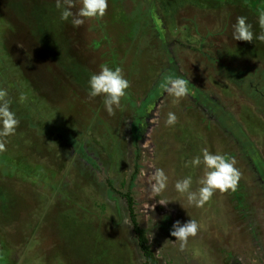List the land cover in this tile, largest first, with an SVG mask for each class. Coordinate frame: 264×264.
I'll list each match as a JSON object with an SVG mask.
<instances>
[{"label":"rangeland","instance_id":"rangeland-1","mask_svg":"<svg viewBox=\"0 0 264 264\" xmlns=\"http://www.w3.org/2000/svg\"><path fill=\"white\" fill-rule=\"evenodd\" d=\"M107 179L160 264H264V0H0V264H145Z\"/></svg>","mask_w":264,"mask_h":264},{"label":"trees","instance_id":"trees-1","mask_svg":"<svg viewBox=\"0 0 264 264\" xmlns=\"http://www.w3.org/2000/svg\"><path fill=\"white\" fill-rule=\"evenodd\" d=\"M38 2H40V1H38ZM28 3L32 7L33 2L31 1ZM38 8H39L38 5H36L35 10H37ZM30 9L32 11L31 16H33V14H34L33 8H30ZM27 13H29L28 16H27ZM27 13L25 14V17H30V12H27ZM134 170L135 171L132 174V180L135 179L137 173H139V171H140V169L137 167V165H135ZM107 183H108L109 187L114 192H116L119 196L124 198L126 201L128 212H129V218H130V221H131V224L133 227L135 237L137 239V243H138L140 252L144 258V263L145 264H160L159 260L155 256L152 245L149 242L147 230L141 225L139 213H138L137 208H136L135 195L133 194V192L131 190L122 191L120 189L113 187V184L111 183V181L109 179H107Z\"/></svg>","mask_w":264,"mask_h":264}]
</instances>
